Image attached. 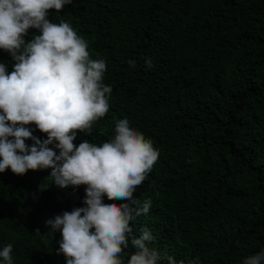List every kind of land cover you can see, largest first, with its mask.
<instances>
[{
  "label": "trees",
  "instance_id": "trees-1",
  "mask_svg": "<svg viewBox=\"0 0 264 264\" xmlns=\"http://www.w3.org/2000/svg\"><path fill=\"white\" fill-rule=\"evenodd\" d=\"M47 18L68 22L106 61L112 87L109 112L74 144H102L127 118L159 152L134 193L149 213L132 226L152 232L160 264H243L264 250V0H71ZM0 63L11 72L15 61L0 49ZM50 173H0V250L13 245V264H66L47 222L86 206L87 186L61 188Z\"/></svg>",
  "mask_w": 264,
  "mask_h": 264
},
{
  "label": "clouds",
  "instance_id": "clouds-1",
  "mask_svg": "<svg viewBox=\"0 0 264 264\" xmlns=\"http://www.w3.org/2000/svg\"><path fill=\"white\" fill-rule=\"evenodd\" d=\"M70 2L0 0V49L15 61L11 72L0 63V173L50 168V177L61 188L87 186L86 206L47 222L61 232L59 252L66 264H160V254L149 247L152 232L144 227L136 236L132 226L151 206L147 201L134 207L136 188L159 158L151 139L123 118L102 144L73 142L78 133L91 135L94 124L109 112L112 87L103 83L106 61L91 58L88 42L68 22L47 18L49 9L60 11ZM30 28L39 34L26 42ZM128 63L136 66L135 60ZM145 64L153 67L151 58ZM31 124L47 138L34 136ZM28 139L34 142L31 146ZM130 246L134 251L125 261L123 253ZM12 252V244L0 250L3 264H13ZM167 262L185 264L172 256ZM243 264H264V250L247 256Z\"/></svg>",
  "mask_w": 264,
  "mask_h": 264
}]
</instances>
